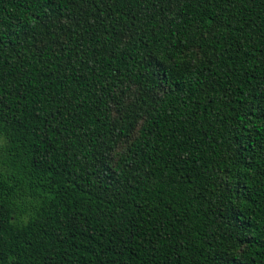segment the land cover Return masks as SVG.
<instances>
[{
    "label": "trees",
    "instance_id": "obj_1",
    "mask_svg": "<svg viewBox=\"0 0 264 264\" xmlns=\"http://www.w3.org/2000/svg\"><path fill=\"white\" fill-rule=\"evenodd\" d=\"M0 264H264V0H0Z\"/></svg>",
    "mask_w": 264,
    "mask_h": 264
}]
</instances>
